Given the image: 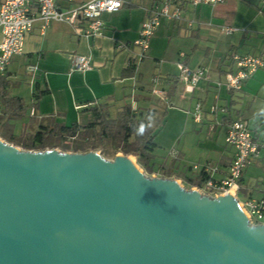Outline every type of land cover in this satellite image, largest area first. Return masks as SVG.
<instances>
[{
	"label": "crops",
	"instance_id": "0c3cea01",
	"mask_svg": "<svg viewBox=\"0 0 264 264\" xmlns=\"http://www.w3.org/2000/svg\"><path fill=\"white\" fill-rule=\"evenodd\" d=\"M84 1L56 0V4L69 9ZM161 1L122 0L120 8L101 14L98 35L77 32L65 22L50 21L43 27L40 20H35L24 37L22 51L13 55L0 73V94L2 91L21 98L26 110L21 118L0 123V130L6 136L9 126L15 134L20 124L83 125L93 119L90 108L101 104L108 107L110 116L124 103L136 112L165 110L160 128L168 116L173 122L179 120L175 137L178 154L187 161L214 167L213 178L221 180L228 174L234 153L225 142V131L232 119L241 116L258 144L259 155L243 167L234 193L240 201L259 198L264 192V67L257 68L238 89H228L223 82L225 73L235 69L231 53L264 57V0H221L212 4L170 0L169 10L178 6L180 19L162 18L143 57L138 58L141 49L135 41L140 25ZM86 24L83 21L80 26ZM225 27L232 30L226 33ZM69 53L88 56L91 67L69 72ZM179 63L201 67L203 77L193 87L185 85L177 79ZM27 65H34V70H28ZM173 82L174 92L167 97ZM153 87L164 91V97L154 94ZM197 102L199 121L191 114ZM213 105L216 110L211 111ZM181 173L179 177H194L184 170ZM252 181L255 188L250 185Z\"/></svg>",
	"mask_w": 264,
	"mask_h": 264
},
{
	"label": "water",
	"instance_id": "95a60500",
	"mask_svg": "<svg viewBox=\"0 0 264 264\" xmlns=\"http://www.w3.org/2000/svg\"><path fill=\"white\" fill-rule=\"evenodd\" d=\"M0 264H264L237 198L141 173L128 155L0 139Z\"/></svg>",
	"mask_w": 264,
	"mask_h": 264
},
{
	"label": "built area",
	"instance_id": "2783aa9c",
	"mask_svg": "<svg viewBox=\"0 0 264 264\" xmlns=\"http://www.w3.org/2000/svg\"><path fill=\"white\" fill-rule=\"evenodd\" d=\"M219 1L221 0H190L192 4H212ZM169 2L170 0H162L160 4L154 5L142 21L139 36L135 41V44L141 49L138 58L143 57L148 48L149 38L162 18L172 21L180 19V8L174 6V9L170 11ZM121 6L122 0H86L69 9L58 7L56 0H0V73L5 71L11 57L22 51L24 37L32 28L35 20H40L43 27L50 21L65 22L77 32L98 35L102 27L101 14L113 12ZM83 21L87 22L85 27L80 26ZM231 30V27L224 28L226 33ZM69 59V72L85 71L91 67L90 59L86 55L69 53ZM230 59L233 61L235 69L224 75L223 84L228 89H238L244 79L248 78L257 68L264 67V57L262 56L231 53ZM34 68V65H27V69L30 71ZM178 70L177 79L190 87H193L204 74L201 67L191 68L182 63L178 64ZM154 81L157 79L154 78ZM220 84V82H216V85ZM152 92L160 98L165 95L164 91L154 87ZM210 108L211 111L216 110L215 105ZM200 110V103L197 102L191 113L195 121L200 120ZM33 113V109H31L30 114ZM2 114L0 106V118ZM225 142L234 149L227 176L224 179L216 180L212 176L214 167L207 163L202 164L198 170L205 173V178L199 187L209 189L208 195L210 196L229 192L236 197L234 191L238 188L237 180L241 171L251 159L259 155V149L246 121L241 116H236L228 123ZM193 168H197L196 165ZM237 200L251 225H264V192L256 199L240 201L237 198Z\"/></svg>",
	"mask_w": 264,
	"mask_h": 264
},
{
	"label": "trees",
	"instance_id": "16d2710c",
	"mask_svg": "<svg viewBox=\"0 0 264 264\" xmlns=\"http://www.w3.org/2000/svg\"><path fill=\"white\" fill-rule=\"evenodd\" d=\"M132 70L133 64L128 66L127 73L130 74ZM175 83L173 82L168 88L167 97H170L174 92ZM0 96L3 113L0 123L5 124L7 119L21 118L24 115L26 105L23 104L21 98L10 97L2 91ZM90 110L93 119L83 125L78 123L65 125L58 122L40 124L24 146L29 149H43L48 145V139L53 137L57 141L55 144H59L65 139H71L73 141L71 150L86 152L96 146L93 143L94 138L100 142L110 139L115 143V152L133 154L141 167L146 171L152 170L149 161L153 158V151L156 147L153 139L154 133L162 122L165 110L149 108L146 111L136 112L130 109L128 103H124L114 116L109 115L108 107L104 104L91 107ZM140 129L143 131L140 132ZM0 135L9 141L16 138L10 126L6 136L1 130ZM204 178L205 173L199 171L194 177H186L183 180L190 186H201Z\"/></svg>",
	"mask_w": 264,
	"mask_h": 264
},
{
	"label": "rangeland",
	"instance_id": "374dc122",
	"mask_svg": "<svg viewBox=\"0 0 264 264\" xmlns=\"http://www.w3.org/2000/svg\"><path fill=\"white\" fill-rule=\"evenodd\" d=\"M176 111L175 113L178 115V117L181 118L182 117L181 113H179L178 111L176 112ZM111 116H114V114L112 113ZM190 121L192 125L194 126L195 124L192 122L191 118H190ZM177 124H179L178 119L176 123V121L173 122L172 120H170V117L168 116L165 124L161 128L159 127L158 130L155 131L154 141L157 143V146L154 150L155 158L149 161V165H151L152 167L151 171H146L143 167H141L137 163L135 155L124 154L121 151L115 152V143L114 141L110 139H104L102 142H100L99 140L94 138L93 143L96 146L93 149L88 150V151H94L95 153H97L98 155H100L101 157L107 160H113L115 158V155H128L131 161L133 162L134 166L147 177L173 178L180 184L181 187L185 189H195L203 194H209V189L200 188L197 185L190 186L183 180L186 178L185 176L179 177L180 176L179 173L183 174L181 173L183 172V170L185 171L186 174L189 173V175L195 176V173L200 168L201 163H199V161L197 160L195 162L187 161L188 159L186 158L183 159L181 155L178 154V151H177L178 143L175 141V137L178 131ZM36 128L37 127L35 125L32 126V125L20 124L14 134L16 136L15 140L9 141L6 137H2L1 135H0V139L15 146L18 150H31V151L42 152L44 150L54 149L59 153L74 152L73 150H71V146L73 144V141H71V139H65V140H62L59 144H55L57 143V141L53 137L48 139V142H47L48 145L43 149L26 148L24 144L28 143L29 137H31V135L36 130ZM192 149L193 147L188 148L189 151H191ZM184 160H186L187 162ZM194 165H196L197 168H193ZM189 166L191 168H188ZM250 185L252 186V188L256 187V185L254 184V181H252Z\"/></svg>",
	"mask_w": 264,
	"mask_h": 264
},
{
	"label": "clouds",
	"instance_id": "9594fccd",
	"mask_svg": "<svg viewBox=\"0 0 264 264\" xmlns=\"http://www.w3.org/2000/svg\"><path fill=\"white\" fill-rule=\"evenodd\" d=\"M139 131H140V132H142L143 130H142V129H140Z\"/></svg>",
	"mask_w": 264,
	"mask_h": 264
}]
</instances>
